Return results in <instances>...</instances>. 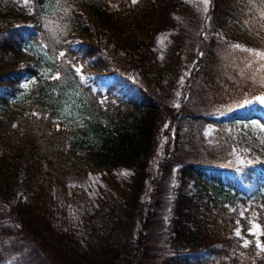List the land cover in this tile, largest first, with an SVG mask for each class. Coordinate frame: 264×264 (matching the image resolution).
<instances>
[{"label":"trees","instance_id":"obj_1","mask_svg":"<svg viewBox=\"0 0 264 264\" xmlns=\"http://www.w3.org/2000/svg\"><path fill=\"white\" fill-rule=\"evenodd\" d=\"M242 1L210 0V33L177 104L168 86L180 41L163 60L156 41L184 0H29L0 17V264H131L167 120L159 173L176 178L161 264H264V140L237 135L239 119L264 113V67L219 34ZM51 11L56 35L41 18ZM31 40L44 45L43 78L38 61L19 58ZM27 75L38 77L34 102L10 105Z\"/></svg>","mask_w":264,"mask_h":264},{"label":"rangeland","instance_id":"obj_2","mask_svg":"<svg viewBox=\"0 0 264 264\" xmlns=\"http://www.w3.org/2000/svg\"><path fill=\"white\" fill-rule=\"evenodd\" d=\"M184 1L183 9L175 14L176 25L169 30L159 32L156 41L158 56L161 60L169 57L170 43L175 37L179 39L181 44V48L178 50V72L174 81L168 86L170 87L171 101L176 104L181 100L193 62L201 54L204 41L210 33L208 32L210 0H208L206 5L204 0ZM28 2L29 0L27 2L26 0H0V17L8 18L9 14L11 15L21 6H26ZM55 15L57 14L54 11L41 13L45 26L50 29L53 35L63 29ZM219 31L221 39H226V50H242L249 57L248 64L252 65V63L258 62V67H264V0H243L237 15L227 18V22L223 24ZM236 45H240V47H235ZM42 46L44 47L43 44L31 40L23 46L19 58L20 60L38 61L39 72L43 78L50 71L47 62L40 58V54L43 55V52H45ZM152 76L154 81L150 79L148 87L152 91H156L158 89L154 86V83L158 78L154 77V75ZM37 81L38 77L35 75H27L23 78L21 82L23 88L17 95L12 97L10 105L19 107L33 103L35 93H32V89ZM227 108L209 106V110L215 115L224 114L223 111H226ZM62 112L68 118L76 115L67 104ZM249 116V119H239L238 124L241 125V133L237 132L238 137L244 139V135H246L249 141H253L258 137L264 140V113L260 109L255 108L251 110ZM75 118L80 119L78 115ZM70 120H74V118L72 117ZM167 123L168 120L158 133V143L149 166L150 176L146 182L147 186L143 194L144 199L152 206L153 211L149 212L151 221L146 227L143 237L144 241L138 239L141 221L136 222L135 228L137 230L133 241L135 250L132 251L131 264H161L162 258L170 251L168 231L173 207L176 173H174V170L170 171L166 177H160L159 173L160 162L166 153V144L169 137V132L165 130L166 126H168ZM167 128L169 130L173 129L170 126ZM209 129V126H207L206 131L209 132ZM261 190L264 191V184H262Z\"/></svg>","mask_w":264,"mask_h":264},{"label":"snow or ice","instance_id":"obj_3","mask_svg":"<svg viewBox=\"0 0 264 264\" xmlns=\"http://www.w3.org/2000/svg\"><path fill=\"white\" fill-rule=\"evenodd\" d=\"M26 2H27V0H26ZM132 2H133V3H136V0H132ZM207 2H208V0H204L205 5L207 4ZM161 42H162V41H161ZM235 47H240V45H236ZM75 71H76L77 73H80V72H81V68L77 67V68H75ZM53 78H54V79H58L59 76L57 75V76H54ZM126 174H127V173H125V175H126ZM256 227H259V226H256ZM236 234H237V235H240L239 232H237ZM261 234H264V232H262ZM260 247L262 248V250H264V244H261Z\"/></svg>","mask_w":264,"mask_h":264}]
</instances>
